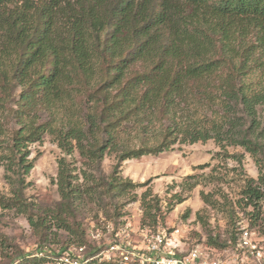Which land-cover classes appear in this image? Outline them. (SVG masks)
<instances>
[{"label":"trees","instance_id":"16d2710c","mask_svg":"<svg viewBox=\"0 0 264 264\" xmlns=\"http://www.w3.org/2000/svg\"><path fill=\"white\" fill-rule=\"evenodd\" d=\"M263 112L264 0H0V165L11 187L10 196L0 193V209L27 218L42 253L63 231L65 250L86 247L85 259L93 257L97 248L78 221L79 208L148 186L124 178L122 164L177 144L213 140L241 169L243 156L228 148L249 153L259 177L246 179L239 207L252 227L264 225ZM46 136L65 157L60 201L40 211L25 191L35 165L30 146ZM75 153L81 169L67 160ZM107 156L116 159L110 175L102 170ZM197 177L187 176L168 212L187 199ZM137 201L141 228L164 218L150 188L125 204ZM209 243L218 245L212 237Z\"/></svg>","mask_w":264,"mask_h":264},{"label":"rangeland","instance_id":"374dc122","mask_svg":"<svg viewBox=\"0 0 264 264\" xmlns=\"http://www.w3.org/2000/svg\"><path fill=\"white\" fill-rule=\"evenodd\" d=\"M262 115L264 117V112ZM30 150V158L34 160L35 165L27 179L30 185L25 195L40 211L48 207L53 208L60 201L56 183L59 162L65 155L50 136H46L42 143L31 145ZM228 152L231 155L243 156V172L235 159H225L222 156L223 150L213 140L207 143L177 144L171 152L125 161L121 168L124 178L137 184H149L136 191H130L128 196L120 197L116 202L109 199H105L103 204L94 203L90 199L84 202L77 217L83 224L87 240L93 245L99 234H109V224L114 225L116 229L123 224L130 225L135 230L141 228V202L125 203L132 193H137L140 198L142 193L150 188L160 199V215L164 218L159 219L157 225L144 228L154 232L165 231L168 234L179 231L175 234V241L178 248L186 254L193 249H200L209 260L230 259L233 255H238L239 261L246 257L250 258L251 264L257 263L239 247V239L242 229H248L252 234V242L264 252V225L260 221L252 227L250 217L239 207L243 203L238 201L242 198L246 179H258L259 167L252 156L240 147H229ZM67 160L79 169L83 167V160L78 153L67 157ZM115 164L114 156L105 157L103 172L110 175ZM202 165H210V168L194 170ZM191 174L199 175L196 179L199 184L192 191L185 193L187 199L183 203L175 205L168 212L173 195L182 191L180 185ZM202 192L215 201L214 207L203 201ZM0 193L11 195V187L2 165ZM57 233L59 234L52 238L48 251L42 253L41 238L36 235L27 218L15 211L0 209V264H17L14 262L19 257L30 260L47 257L49 262L46 264H60V259L65 251H68L65 250L64 244L69 242V238L63 231ZM210 237L217 241V246L209 243ZM222 245L224 247L221 248Z\"/></svg>","mask_w":264,"mask_h":264},{"label":"built area","instance_id":"2783aa9c","mask_svg":"<svg viewBox=\"0 0 264 264\" xmlns=\"http://www.w3.org/2000/svg\"><path fill=\"white\" fill-rule=\"evenodd\" d=\"M107 225L109 234L98 235L92 244L97 252L93 257L85 259L86 247H72L65 251L60 264H82L91 260L114 264H251L250 258L233 255L230 259H208L200 249H193L188 254L178 248L174 231L154 232L149 228L133 229L130 225H119L116 229ZM252 234L248 229H242L239 247L245 254L257 262L264 264V252L252 242ZM247 260V261H245Z\"/></svg>","mask_w":264,"mask_h":264}]
</instances>
